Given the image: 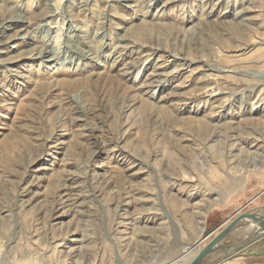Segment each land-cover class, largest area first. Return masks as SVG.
Returning a JSON list of instances; mask_svg holds the SVG:
<instances>
[{
	"label": "rangeland",
	"instance_id": "rangeland-1",
	"mask_svg": "<svg viewBox=\"0 0 264 264\" xmlns=\"http://www.w3.org/2000/svg\"><path fill=\"white\" fill-rule=\"evenodd\" d=\"M49 4L0 0V258L158 264L264 208V0H68L58 58Z\"/></svg>",
	"mask_w": 264,
	"mask_h": 264
},
{
	"label": "water",
	"instance_id": "water-1",
	"mask_svg": "<svg viewBox=\"0 0 264 264\" xmlns=\"http://www.w3.org/2000/svg\"><path fill=\"white\" fill-rule=\"evenodd\" d=\"M252 200H254V198L248 201V203ZM243 208L244 206L234 215H231L226 221L205 230L198 238L186 244L187 250L182 249V252L176 258L168 260V262L165 263H163V261L159 264H202L205 259L220 252L222 254L220 258L212 263L219 264L226 262L236 255H240L247 247L264 237V208L258 206L248 209ZM243 226L254 227L249 240L235 246L224 244L225 239L230 233ZM188 254H190V256L186 261L180 260L183 256Z\"/></svg>",
	"mask_w": 264,
	"mask_h": 264
},
{
	"label": "bare ground",
	"instance_id": "bare-ground-1",
	"mask_svg": "<svg viewBox=\"0 0 264 264\" xmlns=\"http://www.w3.org/2000/svg\"><path fill=\"white\" fill-rule=\"evenodd\" d=\"M65 1H68V0H50V4H49L50 7H48L47 11L44 14H41L40 17H39L40 20L43 19V20H46L49 23H54L55 24V29L52 30L53 36H52L51 41H50L51 44L48 46V48H46L47 49L46 51H47L48 55H55L57 58H58V55H59L58 54L59 48H61L62 45H66L68 43V40L66 39V36L68 34L67 30L71 27V24H68V22H67L66 27L64 26V23H65V19H64V13H65L64 5L65 4H64V2ZM49 28L50 27L47 26L46 29L50 31ZM65 48H67V47L63 46V51L66 52ZM83 52L84 51L82 49L79 50V49L75 48V53H80L81 54ZM211 68H214V67H211ZM214 69L219 71V68H214ZM139 71H140V68L136 72V75L139 74ZM256 103H257L256 106H257L258 109H260V110L264 109V96L261 97V98H258ZM250 110H248V112H250ZM92 195H95V194H92ZM8 247H9V245H7V247H6L7 248V252L6 253L11 251V248H8ZM186 248L187 247L184 246L183 250H187ZM189 256H190V254L185 255L180 260L184 261L185 258H188ZM165 262H168V260L164 261L163 263H165ZM0 264H13V263H10L7 260V258H6V255H3L0 258Z\"/></svg>",
	"mask_w": 264,
	"mask_h": 264
},
{
	"label": "crops",
	"instance_id": "crops-1",
	"mask_svg": "<svg viewBox=\"0 0 264 264\" xmlns=\"http://www.w3.org/2000/svg\"><path fill=\"white\" fill-rule=\"evenodd\" d=\"M233 233H231L230 236L228 235L229 238H231V235L232 237L238 235L235 231ZM219 264H264V237L257 243L247 247L240 255H236L226 262Z\"/></svg>",
	"mask_w": 264,
	"mask_h": 264
}]
</instances>
